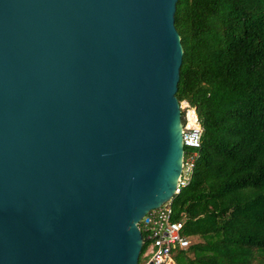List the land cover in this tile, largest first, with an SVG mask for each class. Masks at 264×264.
Segmentation results:
<instances>
[{
	"label": "water",
	"instance_id": "95a60500",
	"mask_svg": "<svg viewBox=\"0 0 264 264\" xmlns=\"http://www.w3.org/2000/svg\"><path fill=\"white\" fill-rule=\"evenodd\" d=\"M177 0H0V264H137L175 193Z\"/></svg>",
	"mask_w": 264,
	"mask_h": 264
},
{
	"label": "trees",
	"instance_id": "16d2710c",
	"mask_svg": "<svg viewBox=\"0 0 264 264\" xmlns=\"http://www.w3.org/2000/svg\"><path fill=\"white\" fill-rule=\"evenodd\" d=\"M174 26L175 95L202 126L171 202L190 240L175 264H264V0H177Z\"/></svg>",
	"mask_w": 264,
	"mask_h": 264
},
{
	"label": "built area",
	"instance_id": "2783aa9c",
	"mask_svg": "<svg viewBox=\"0 0 264 264\" xmlns=\"http://www.w3.org/2000/svg\"><path fill=\"white\" fill-rule=\"evenodd\" d=\"M178 104L183 156L174 194L190 180L197 157L196 148L200 145L202 135V126L195 107L186 100H180ZM172 197L148 210L137 222L142 245L145 244L137 264H175L174 253L184 250L190 244L188 236L183 233L182 221L173 217Z\"/></svg>",
	"mask_w": 264,
	"mask_h": 264
}]
</instances>
